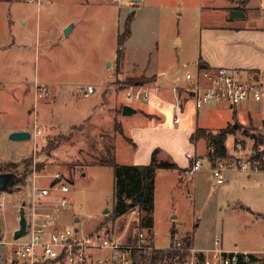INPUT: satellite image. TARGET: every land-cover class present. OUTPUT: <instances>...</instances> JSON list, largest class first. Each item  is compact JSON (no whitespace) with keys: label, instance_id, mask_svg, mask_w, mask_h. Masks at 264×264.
<instances>
[{"label":"rangeland","instance_id":"374dc122","mask_svg":"<svg viewBox=\"0 0 264 264\" xmlns=\"http://www.w3.org/2000/svg\"><path fill=\"white\" fill-rule=\"evenodd\" d=\"M223 2L144 0L137 8H132L133 5L127 0V5L118 9L111 0H39V5L27 0H0V78L12 82L0 85V161L17 160L12 162L13 167H7L6 163L0 164V170L23 176L25 165L21 164L22 159L19 158L26 156L31 161L27 176L32 175L33 170L40 176L61 173L69 187V191L64 194L68 206L63 211L64 215L61 214L62 222L67 226L79 227L81 232H91L88 230H92L96 221L93 230L109 229L111 221L107 214L111 209L113 171L108 166H92L89 163L104 156L103 148L112 142L117 163L133 162L134 149L126 137L132 136L131 123L137 125L147 121L141 110L142 106L149 103L150 97L139 103L141 105L136 114L123 119L120 113L110 111L109 120L105 105L98 102L101 86L114 80L119 64H123L127 71H121L116 81L106 86L107 90L120 91L119 100L123 99L121 86L134 84L129 82L135 79L130 81L128 77L146 76L141 68L154 74L157 83L164 89L189 82L185 74L196 73L195 53L199 27L227 23L230 7L244 10V2L241 0L230 1L229 8L215 9L218 4L220 7L227 6ZM246 8H249L246 16L250 15L253 22H263L261 13L264 0H248ZM132 10L136 12L131 16ZM217 10L218 13H215ZM37 18L40 35L36 39ZM126 18H131L130 33L122 47V60L118 61L116 36L123 29ZM235 19L238 23L246 21ZM68 20L76 24V27L71 35L65 37L60 27ZM175 35H181V45H172ZM49 40H53V44ZM12 41L15 44H10ZM8 44L10 46L7 47ZM19 57H23L26 63L19 64L16 69L15 61ZM239 77L252 82L250 76ZM35 82L62 84L54 85L59 90L55 102L50 90L46 96L34 100ZM87 84L94 86L95 93L83 97L82 89ZM142 84L147 85L145 82ZM159 92L162 93V99H169L166 90L161 89ZM43 103L48 114L41 109ZM209 105V110L202 109L204 107L199 110L198 126L201 123L203 127L218 129L227 120L243 123L249 122L250 117L256 121L261 118L260 106L251 101L242 103L235 110L214 101ZM147 108H150L149 105ZM234 111L235 116L232 117ZM87 115L90 118L86 119ZM50 117L57 119L59 127L54 128L52 124L44 127L45 119ZM34 119L41 129L35 143L32 139L14 141L9 138V125L20 122L31 132ZM122 121L123 129L115 126ZM151 122H147L148 125H152ZM71 123L82 125L64 132ZM259 126H243L242 130L250 133ZM238 131L237 136L241 138L242 131ZM171 133L172 128L165 126L161 133L151 137V142L179 152L178 142L168 140ZM233 138L232 134L226 136L225 144L228 148L232 147ZM146 141H140V148L144 147L143 142ZM250 145L252 142L248 141V147ZM204 151V144L198 143L196 153L202 154ZM52 178V175H47L41 183L46 184ZM184 178L182 181L160 180L155 204L156 246L168 244V224L174 222L175 226L193 234L195 247H213V240L221 238L224 248L252 244L258 248V252L263 250L264 231L260 242V219L238 206L241 204L239 201H242L251 206V211L264 212V170L254 172L249 178L245 171L239 172V175L226 173L225 183L215 185L205 165L192 177ZM22 179L18 177L17 183L0 192V233L4 224L15 225L14 219L9 218L7 222V216H15L17 205L24 200L27 183ZM61 194L58 192L57 196ZM105 208L108 211L102 213ZM172 215L176 218L170 219ZM74 218L80 222L76 223ZM125 223L126 219L119 221L114 230H123ZM9 234H12L11 228Z\"/></svg>","mask_w":264,"mask_h":264},{"label":"crops","instance_id":"0c3cea01","mask_svg":"<svg viewBox=\"0 0 264 264\" xmlns=\"http://www.w3.org/2000/svg\"><path fill=\"white\" fill-rule=\"evenodd\" d=\"M14 1V0H11ZM144 0H129V3L132 4V8H137L138 5H141L143 3ZM224 1L223 3H226V5L220 7L221 5H217L215 9L219 8H229L230 6V1L232 2H237L240 0H222ZM242 2H244L243 5V9L241 8H231V10H239L242 11L244 13V16L242 17H238V19H243L246 21L244 23H238V21L234 18V19H227L228 22L223 24V25H218V26H209V25H201L199 27V32H198V38H197V42H196V53H195V66H196V71L198 70V60L200 59L201 62L203 64H205L207 67L210 68H218V67H225L227 68L229 71H231L234 75H236L237 77L239 76H250L252 81H255L257 78L259 79L261 77L262 72L264 71V20L263 22L260 23H255L250 19V15L247 17L246 16V11L249 8H246V5L248 3V0H241ZM39 5V4H38ZM127 5V4H126ZM264 10V9H263ZM262 10V11H263ZM250 11V10H248ZM135 10H132V12H130L131 16L135 14ZM252 12V11H251ZM218 13V10L215 12ZM262 14V13H261ZM222 16L225 15L221 14ZM247 17V18H245ZM264 17V16H263ZM70 20L64 22L62 24V26L60 27V31L64 32V30L66 29L67 26L70 25V29L67 33V35L64 34V36H69L72 34V32L74 31L76 24L71 23ZM250 23V24H249ZM254 23V24H253ZM35 33H36V39L37 37H39L40 35V25H39V19L37 18L35 21ZM123 30V29H122ZM121 31H118L117 36H116V42H117V37L118 35L121 34ZM52 42L53 44V40H49ZM10 44H15L14 41H12ZM10 44L6 45L7 47L10 46ZM182 44V38L181 35H175L172 39V45H181ZM5 47V46H4ZM44 53V51H42ZM46 54V53H44ZM122 60L118 59V61ZM26 61L24 60L23 57H19V59H17L15 61V68L18 69L19 64H25ZM117 65V63H116ZM120 65V64H119ZM117 65L116 68V76H120L121 75V71L125 72L127 71L124 68V65L122 64L121 66ZM141 70L145 71V75H140L137 77H128V78H138V77H145L148 81H145V83H147L148 88H149V92H150V99H149V103L146 104L145 106H142V115H144L145 119H147L146 122H141V123H137L136 124H130V137H128V139L131 140L132 142V147L134 149V160L132 163L130 164H125V165H145L148 164L151 158V153L153 150L157 149V153H156V158L158 161H164L167 160L169 162L174 163L177 168L176 169H158L156 172V177H155V190H154V208H153V225L151 228L152 231V243L154 244V246L157 249H164L166 247H168L171 242L173 237L171 236V230L175 231V235H180L181 236H185L186 238H188L192 244L193 247H195L193 245V234H190L188 231H183V229H180L179 227L175 226L174 222H169L168 224V230H169V242L166 246L160 247V246H156L154 243V232H155V228H154V222H155V204H156V200H157V195H158V191L160 190V180L161 179H174V180H178V181H182L184 178V176H182L183 171L189 166V164L191 163L192 159L194 158H199L200 160H202L203 162V167L206 165L207 166V170L210 172L211 176V164L210 162L206 159V142L204 139H198L195 141H191L190 140V136L192 135V133L195 131L196 128H203L206 130H211V131H217L219 129L225 128L228 125H231L234 127V125L236 124L237 127L234 128V132L232 133V135L234 136L233 140L235 141L236 138H238L237 135H239V129H241L242 131V127L244 126H254V125H258L261 123V121L264 119V112L262 113V111H264V97L260 102H253L254 104L260 106L261 108V118L256 121L253 120V118L250 117L249 122H244L240 123H233L230 121H226V124L224 126H222L221 128L218 129H214V128H209V127H203L198 126L199 124V109H196L193 105L192 100L189 98V93L187 88H189L191 86V81L185 83V84H181V85H172L171 87H167L166 89H164L163 87L161 88L159 83H157L156 81V76L150 72H146V68H141ZM188 74V73H186ZM185 74V75H186ZM116 76L114 78V80H111L110 82H107L105 84H103L100 88V92H99V100L98 102L100 103V105H105L106 111H107V118L110 120V114L115 112V113H120L121 114V108L123 105H129L130 107L136 109V112L130 114V115H122V118L126 119L127 117L136 114L138 111V106L141 105L137 102L139 100H133L130 102H127L124 98L123 95V99L119 100L118 99V95L120 93V91H116L113 89H109L107 90L106 86L109 85L110 83L115 82L116 80ZM153 78V79H150ZM186 78V77H185ZM240 78V77H239ZM241 79V78H240ZM12 83L10 81L5 80L4 78H0V85H5V84H9ZM37 83V82H35ZM142 84V83H141ZM41 85H45L48 88V92L50 90V92L52 93V97L54 99L53 102H55V97H57L59 95V90L55 89L54 85H62V84H43L41 83ZM87 85H91V84H87ZM85 85V86H87ZM51 86V88L49 87ZM83 86V87H85ZM110 88V87H109ZM33 99L37 100V98H40L37 96L35 87L33 88ZM161 89L166 90L167 93L169 94V99L168 100H164L162 99V93L159 92ZM152 90H154L152 92ZM54 91V92H52ZM156 91V93H154ZM95 93V91H94ZM43 97V96H42ZM45 102V101H44ZM180 103L179 109H176V103ZM248 102V101H246ZM252 102V101H251ZM46 103V102H45ZM217 103H221L223 105H226L228 108L230 109H234L237 108L239 105H236L235 107H231L229 104L225 103V102H217ZM245 103V102H244ZM210 104V103H209ZM209 104L203 106L204 110H209ZM147 105H149V109L147 108ZM1 106V105H0ZM42 111L45 114H48L46 105L43 103L42 107H41ZM94 107L92 106L91 110H93ZM111 111V113H110ZM0 112L1 108H0ZM92 111H90L89 113H91ZM104 112V111H103ZM236 111L233 112V116H235ZM104 114H106V112H104ZM100 115V114H98ZM117 115V114H116ZM115 115V116H116ZM175 117H178V122L174 123L173 119ZM90 118V116L87 115L88 119ZM234 119V118H233ZM108 120V121H109ZM125 121V120H124ZM152 121V122H151ZM147 122H151L152 125H148ZM34 123L35 119H34ZM126 123V121H125ZM37 124V123H36ZM50 124L53 125V127L57 128L59 127V123L57 121V119H53V117H50L48 119H45L44 122V127L46 126H50ZM82 125V123H71L67 130H65L64 132H67L70 128L75 127V126H79ZM115 125V124H113ZM178 125V126H177ZM115 126H118L120 128L123 129L122 126H124V122L122 121V123H116ZM127 126V124H125V127ZM167 126V127H171L173 130V133L169 134L168 140L172 141L174 140L175 142H178V150L179 152L176 151H170L168 148L163 147L158 145L155 142H151V137L153 135H156L158 133H161L163 128ZM177 126V127H176ZM39 127V126H38ZM8 134L13 133V132H18V131H28L29 133H31L26 126H24L22 123L20 122H14L11 125H9L8 128ZM127 138V137H126ZM31 139V136L30 138ZM143 139H147L148 141L143 142L144 147L140 148L139 143L140 141H143ZM226 141V140H225ZM198 143H203L204 144V148L205 151L202 154H197L196 153V146ZM234 143V142H233ZM226 145V144H225ZM226 148H228L226 146ZM232 147L228 148V155H231L232 153ZM22 159L21 161H23L24 159H27L26 156H22L19 158V160ZM17 161L15 160H3L0 161V164L2 163H6V164H11L12 162ZM116 161V159H115ZM14 164V163H13ZM92 166H96V165H92ZM203 167L198 170L201 171L203 169ZM112 169V168H111ZM196 171V172H198ZM195 172V173H196ZM239 172H243V171H237V170H232V171H227L226 173H234L236 175H239ZM194 173V174H195ZM225 173V175H226ZM193 174V175H194ZM245 174H247L248 178L250 177V175L254 174V172H245ZM28 175V172L26 173V175L23 177L22 181L27 183V187H26V194L23 193L24 195V200L27 198L30 199H35L36 196L34 195V189L37 188H43V187H47L48 185H50V183L52 182V179L49 180V182H47L46 184L41 183V181L43 180V178H45L47 175H52L51 174H46V175H38L36 172H33L32 175ZM192 175V176H193ZM225 175H224V182L225 183ZM191 176V177H192ZM213 178V177H212ZM214 180V179H213ZM18 182V181H17ZM222 183V184H223ZM221 184V185H222ZM112 187H113V181H112ZM17 191H18V187H16ZM59 192V190H57L56 188H54L53 190H51V193L49 196L45 197L42 199L43 205H45V207L49 208L51 207L52 204H54L57 199L60 196H57V193ZM23 202V201H22ZM20 202L19 205H17L16 207V215L13 216V214H9V216H7V222L9 220V218H11V220L14 219L15 221V225H8L7 223L4 224V227L2 229V232L0 233V238L3 239H10L13 237V233L14 231L18 228V220H19V208H20V204L22 203ZM241 204L238 206V208L240 207L241 209H244L246 211H249L250 213L252 212L253 216H256L260 219L261 222V228H260V232H259V238H260V242H262L263 239V231H264V212H261L259 210H256V212H253V210L251 211V206H247L246 204L242 203V201H239ZM112 204V201L110 203V205ZM236 206V207H237ZM102 213H104V210L102 211ZM64 215V213L62 214ZM62 215H60L58 217V221L56 226L59 228H65V227H71V226H67L64 224V222H62ZM170 219H175L176 216L172 215L169 216ZM126 219V223L125 226L123 228V230L121 231H115L114 228L116 226V223H118L121 220ZM6 220V219H5ZM74 221L76 223H79L80 220L78 218H74ZM98 221H96L97 223ZM96 223L93 224L92 226V230L94 229V227L96 226ZM114 225V226H113ZM83 226V225H82ZM75 230H79L80 228L77 226H72ZM130 227L132 230H130ZM136 223L135 222H131V220L129 219L128 215H123L113 221L110 222L109 224V229L107 228H102L100 231H104L106 232L111 238L119 241V242H128L136 228ZM10 228L12 230V234H9L10 232ZM84 228V227H82ZM92 230H88V231H92ZM108 230V231H106ZM86 231V230H83ZM174 236V235H173ZM178 237V236H177ZM221 239V238H220ZM214 239L212 243H215L216 240H219L220 242V246L227 250V251H233V250H237V251H243V252H258V248L252 244H245V245H241L238 248H227V247H223V243H222V239ZM212 247V246H211ZM211 247H195L197 249H206V248H211ZM0 252H4L3 248H0ZM93 255L95 257L100 256L101 253L99 252H94Z\"/></svg>","mask_w":264,"mask_h":264},{"label":"built area","instance_id":"2783aa9c","mask_svg":"<svg viewBox=\"0 0 264 264\" xmlns=\"http://www.w3.org/2000/svg\"><path fill=\"white\" fill-rule=\"evenodd\" d=\"M27 1L39 4V0ZM126 1L111 0L118 9H122ZM262 14L264 16V10ZM185 77L192 83L187 90L196 109L212 101L225 102L235 107L246 101L260 102L264 97V71L259 79L252 82L240 79L225 67L198 69L194 75L188 73ZM34 87L38 97L48 94L45 85L34 83ZM94 91V86L87 85L82 89V95L89 97ZM121 91L127 102L146 101L150 95L146 84H126L121 86ZM179 106L180 103H176V109ZM173 122L177 123L178 117ZM40 134V127L34 123L30 133L34 143ZM240 135L241 138H236L232 145L231 155L210 163L215 185L224 182L227 171L249 173L264 170V143L257 140L264 137V119L258 129L250 133L243 129ZM247 140L252 142L249 147ZM202 167V160L194 158L182 176L191 177ZM54 188L62 194L47 208L42 199L49 196ZM68 191V182L64 181L63 175L54 173L50 185L34 189L35 199L23 200L21 205L23 204L26 219L25 231L18 238H0V248L4 249V252H0V264H134L138 258L136 255H148L157 249L152 243L151 229L138 225L140 213L137 208H130L127 213L131 222H135L137 226L128 242H119L100 230L81 232L73 227H57L58 217L68 206L64 196ZM1 207L2 204L0 209ZM164 249L171 250L174 254L164 258L161 264H237L240 258L248 263L250 255L264 260V248L255 253L227 251L216 240L211 248L197 249L188 238L177 237L175 234L171 244ZM94 252L101 255L95 257Z\"/></svg>","mask_w":264,"mask_h":264},{"label":"trees","instance_id":"16d2710c","mask_svg":"<svg viewBox=\"0 0 264 264\" xmlns=\"http://www.w3.org/2000/svg\"><path fill=\"white\" fill-rule=\"evenodd\" d=\"M130 16V15H129ZM128 16V17H129ZM127 17V18H128ZM125 20L123 30L117 37L116 56L121 59L123 44L129 38V23L130 19ZM208 68L205 64L198 60V69ZM138 81H135V80ZM128 80V79H127ZM129 83L141 84L148 81L145 77L130 78ZM234 127L228 125L225 128L217 131L206 130L203 128H196L190 136L191 141L204 139L206 142V159L213 164L216 159L226 158L228 156L227 148L225 145L226 136L234 132ZM127 142L132 144L131 140L126 138ZM259 142L264 143V137L257 139ZM104 156L97 157L89 165L108 166L113 171V187H112V204L110 212L107 217L113 221L123 215H126L130 208H137L139 210V227L147 229L152 228L153 223V208H154V190H155V177L158 169H176L177 166L167 160L158 161L156 158L157 149L151 153V158L148 164L145 165H125L119 164L115 161L113 142L103 148ZM24 164L22 174L15 173L19 179L23 178L29 171L31 161L24 159L21 161ZM14 164H7V167H13ZM6 171V170H4ZM3 173L0 170V173ZM131 204V207L129 205ZM171 236L175 231L171 230ZM173 251L168 249H155L148 255L138 254L137 261L134 264H161L164 258L171 257ZM237 264H264L261 258L249 256V262L245 263L239 259Z\"/></svg>","mask_w":264,"mask_h":264},{"label":"water","instance_id":"95a60500","mask_svg":"<svg viewBox=\"0 0 264 264\" xmlns=\"http://www.w3.org/2000/svg\"><path fill=\"white\" fill-rule=\"evenodd\" d=\"M244 16V13L239 10H231L229 13V19H234L238 17ZM70 29V25L66 27L64 30V34L67 35L68 31ZM136 112V109L130 107L129 105H123L121 108V114L122 115H130L132 113ZM237 125H234V128H236ZM9 138L11 140H27L30 138V133L28 131H18L13 132L9 135ZM18 181V176L13 172H3L0 173V192L7 190L10 186L14 185ZM131 207V204L129 205ZM108 209L105 208L104 212H107ZM26 226V219L24 216V207L23 204L19 208V220H18V228L13 233V238H18L24 231Z\"/></svg>","mask_w":264,"mask_h":264}]
</instances>
